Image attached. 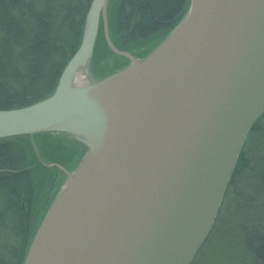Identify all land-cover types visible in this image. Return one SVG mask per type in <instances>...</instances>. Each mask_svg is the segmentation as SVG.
Returning <instances> with one entry per match:
<instances>
[{
	"label": "water",
	"instance_id": "1",
	"mask_svg": "<svg viewBox=\"0 0 264 264\" xmlns=\"http://www.w3.org/2000/svg\"><path fill=\"white\" fill-rule=\"evenodd\" d=\"M108 2L91 1L52 94L0 110V140L54 134L85 149L22 264H190L264 114V0H190L142 58L110 41ZM100 19L128 63L90 81Z\"/></svg>",
	"mask_w": 264,
	"mask_h": 264
},
{
	"label": "trees",
	"instance_id": "2",
	"mask_svg": "<svg viewBox=\"0 0 264 264\" xmlns=\"http://www.w3.org/2000/svg\"><path fill=\"white\" fill-rule=\"evenodd\" d=\"M91 1L0 0V110L28 106L52 94L60 73L79 47ZM189 4L190 0H120L116 12L117 49L132 51L138 47L142 51L136 55L146 56L183 18ZM100 49L102 54L95 56ZM106 54L116 55L106 43L100 19L92 59L95 56L99 63ZM258 121L248 136L262 132ZM36 151L44 162L53 163L50 168L36 163ZM84 151L80 143L66 141L63 135L0 140V228L10 238V242L0 245V264H22L49 206L42 194L55 173L62 167L71 169L68 166H73ZM28 165L35 167L25 168ZM246 171L249 190L238 191L230 199L236 209L233 215L224 213L228 220L221 221L220 237L232 240L245 252L239 259L241 264H264V165L250 163L242 151L228 188L236 176Z\"/></svg>",
	"mask_w": 264,
	"mask_h": 264
},
{
	"label": "rangeland",
	"instance_id": "3",
	"mask_svg": "<svg viewBox=\"0 0 264 264\" xmlns=\"http://www.w3.org/2000/svg\"><path fill=\"white\" fill-rule=\"evenodd\" d=\"M119 2L120 0H110L108 3V8H107V20H108V31H109L108 35H109L110 41L115 47H116V43H115L116 42V12H117ZM151 40L152 38L149 39V41ZM132 49L138 50L139 48L133 47ZM119 51L131 53V51L129 50H119ZM100 52H101V49H100ZM132 53H134V51H132ZM101 54L102 52L100 54L98 53L95 54V56L101 55ZM95 56L93 59L91 56L89 64L86 67V70L88 71V78L90 77L89 80L92 78L90 81L100 80L101 78H104L108 76L109 74L122 68V67H117V66H120L122 64L125 65L126 63V62L124 63L123 61L124 57H121L118 55H111V54H106L105 59L97 63L95 62ZM136 57L142 58L139 56H136ZM103 73L105 75H102ZM85 80L86 78H84V81ZM258 127L262 129V132L248 136L243 145L241 152L243 151L245 158L248 159L250 163L254 165H264V115L258 121ZM63 137L66 139V141L72 142L73 140L65 136ZM81 151L83 152V149H81ZM36 156H37L36 163L43 164L47 168H50L52 166L53 163L44 162V160L41 159L38 151H36ZM81 158L82 156H80L76 160L73 166L72 165L68 166V168H71V169H66L64 167L62 168L65 169L66 171L73 170ZM33 166L35 167V165H30V166L28 165L25 168H33ZM65 178H66L65 172L62 169H59V173H55V178H53L51 184H48V187L46 188L44 192L45 194L43 193L44 195L42 194V196L46 197V199L49 201V204L54 200L59 190H61V188L63 187ZM248 180H249V173L247 171L234 178V183L228 188L227 195L221 206V213L220 214L218 213L219 216L217 215L215 224L213 225L215 229L213 230L211 234H209L206 241L203 243V245L201 246V248L195 255L191 264H241V261H239V259H242L243 258L242 256L246 255L245 252L241 251L240 248H238V246H235L232 240H229V241L228 239L222 240L220 235L223 232V229L220 224H221V221H224L226 220L225 218H227V214L224 215V213H230L233 215V212H235L236 208L233 209L235 207V204L232 203L231 200L236 196L238 191L249 190ZM230 202L231 204L230 206H228ZM231 208L234 211H232ZM235 229L236 228H234V225L231 224V230L235 231ZM5 233L6 231L0 228V245L10 242L9 236ZM235 234L236 233H232L231 236H234Z\"/></svg>",
	"mask_w": 264,
	"mask_h": 264
},
{
	"label": "flooded vegetation",
	"instance_id": "4",
	"mask_svg": "<svg viewBox=\"0 0 264 264\" xmlns=\"http://www.w3.org/2000/svg\"><path fill=\"white\" fill-rule=\"evenodd\" d=\"M132 51H134V53H131V54H133V55H136V54H138V53H140L142 50H139V51H137V50H132ZM131 51V52H132ZM137 56V55H136ZM124 61V60H123ZM23 208V207H22ZM24 209V208H23ZM218 213H219V211H218ZM218 216H219V214H217Z\"/></svg>",
	"mask_w": 264,
	"mask_h": 264
},
{
	"label": "bare ground",
	"instance_id": "5",
	"mask_svg": "<svg viewBox=\"0 0 264 264\" xmlns=\"http://www.w3.org/2000/svg\"><path fill=\"white\" fill-rule=\"evenodd\" d=\"M110 1V0H109ZM107 24H108V20H107ZM108 34H109V31H108ZM92 79V78H91Z\"/></svg>",
	"mask_w": 264,
	"mask_h": 264
}]
</instances>
